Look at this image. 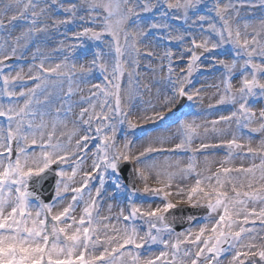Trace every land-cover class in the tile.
I'll return each instance as SVG.
<instances>
[{
  "label": "snow or ice",
  "instance_id": "6c2138e0",
  "mask_svg": "<svg viewBox=\"0 0 264 264\" xmlns=\"http://www.w3.org/2000/svg\"><path fill=\"white\" fill-rule=\"evenodd\" d=\"M154 32L161 35L142 50ZM56 34L63 39L52 51L63 59L49 63L53 57L39 44ZM89 41L98 42L91 51ZM33 44L32 61L40 62L13 75L9 62L23 59ZM227 46L231 52L223 51ZM141 57L153 74L143 90L155 86L162 102H149L135 123L124 104L140 92ZM218 69L223 72L212 87L219 99L205 111L228 104V115L197 123L182 113L175 121L180 142L171 148L154 146L163 145L162 133L149 137L142 151L133 150L127 135L117 142L120 126L134 131L163 123L185 102L201 100L205 89L194 88V74ZM94 70L102 74L100 83L89 81ZM77 80L89 87L72 127L60 119L61 108L46 119L50 89L68 102L64 117L72 114ZM0 97L10 101L0 103V264H128V258L131 264H221L229 253L228 264H264V0H0ZM195 138L201 143L192 147ZM220 149L227 152L215 171L207 155L209 167L198 170V155ZM188 152L186 164L170 159ZM164 153L169 156L161 164L154 157ZM237 157L241 163L229 166ZM246 158L253 161L247 167ZM87 159L90 171L83 170ZM122 164L135 165L132 175L143 181L144 199L159 203H130L127 214L121 207L115 216H100L106 177L120 187ZM49 173L56 180L45 202L38 189ZM193 176L190 186L183 183ZM137 191L133 185V195ZM180 205L202 210L203 222L192 227L197 218L185 217L190 226L176 232L173 212ZM137 220L146 225L143 232ZM157 243L163 246L158 254L142 253Z\"/></svg>",
  "mask_w": 264,
  "mask_h": 264
},
{
  "label": "rangeland",
  "instance_id": "374dc122",
  "mask_svg": "<svg viewBox=\"0 0 264 264\" xmlns=\"http://www.w3.org/2000/svg\"><path fill=\"white\" fill-rule=\"evenodd\" d=\"M258 2V0H257ZM246 11L245 9H241V15L244 14V12ZM253 11V10H251ZM259 12V10H254ZM260 13V12H259ZM12 13H9V15H11ZM252 18V16L250 17V19ZM5 24H7V19H5ZM179 26V25H177ZM21 31V28H17L16 31L13 33V35H17L19 34V32ZM61 32L64 31V29H60ZM161 35V33L159 32H154L153 35L149 36L147 40H145L143 42V44L141 45L142 50L148 46L150 43H154V37ZM41 41L44 40V37L41 36L39 38ZM63 39V36L61 35H53L50 39L47 40L46 43H40L39 46L41 47L42 53L44 56H52L53 59L49 61V63H56L59 62L61 59H63V55L61 53L58 52H54L52 51L53 49H56L59 47V41ZM98 42H92L89 41L87 42V47L89 49V51H91L92 47L97 44ZM172 46V45H169ZM35 47L36 44H33L30 48L28 53L25 54V57L23 59H13L12 61L9 62L10 66H11V70L13 71V75L15 74L16 70H20L21 68L23 69V73H27L28 71V67L29 64L32 63H39V58L36 61H32V53L35 51ZM164 50V45L162 44L159 48H156L155 51L157 53L162 52ZM173 50L175 51V47L173 46ZM223 51L225 52H231V46H227L225 49H223ZM89 59H91V56L89 55L88 57ZM83 62V61H80ZM140 64L141 67L139 69V73H140V92L135 94L132 98L131 101H127L125 100V104L124 107L126 108V110H131V115L129 116V119H131L133 122L135 123H140L137 119V116L140 112L141 109L145 108L148 106L149 102H151L152 104H159L162 102V97L158 98L156 96V87L153 86L151 89V92H147L143 90V85L146 83H149L151 78H152V73L148 70L147 65L149 64V61L143 57L140 58ZM9 69H6V71H8ZM223 72V69H218L217 71L213 72L211 70L206 71V72H198L195 73L193 76V86L194 88H201L203 87L205 89L204 92L201 93L202 95V99L199 101H193V102H187V104L183 107L182 111L174 114L173 116H170L168 118L167 121L161 123V122H157L156 125H153L151 123H147V124H143L141 127L137 128L136 130H130L127 127V124L120 126L121 130L118 132L117 134V142L118 143H123L124 141V136L127 135L129 140L134 141V151H142L143 147L148 146V138L149 137H154L156 135L159 134H163V138H164V143L163 145L159 144V143H155L154 146L156 147H160L163 146L165 148H171L173 147V145L175 143H179L180 142V134L177 132V125H176V117L177 116H181L182 113H186L187 114V118L188 119H192L195 118L197 123L202 122L203 120L207 119V120H211V119H215L217 118L218 115H228L229 112L232 110V106L225 104V105H218L215 108L211 109L210 112L205 111L206 109H208V106L211 105H215L216 100L219 99V96L216 95V89L214 87H212V85L217 84L221 78V74ZM158 75V74H157ZM238 80V77H237ZM237 80H234L233 83L234 85L238 86L237 84ZM89 81L90 83H100L102 81V74L98 71V70H94L90 76H89ZM28 87H32L31 83H28L27 85ZM125 86H127V77H125ZM67 83L65 82L64 84V90L65 92L67 91ZM79 87L80 91H74L73 95L71 96V102L73 104V108H72V114L69 115L67 118L64 117L63 112L64 110L67 108L68 106V102L65 101L62 98V94H59L56 90L54 89H50V95H49V103L47 105H45L43 107L42 110L47 111L50 113V116L46 117V119H53L56 116V109L57 108H61V114H60V119H66L68 122V127L71 128V121L73 120L72 117L75 118V114L79 112L80 106L77 102L79 101L81 96H87L88 95V87L89 84L88 83H80L78 80L75 81L73 83V88H77ZM17 91H19V88L16 89ZM41 101L44 100L43 96L39 97ZM10 101L8 100L7 104H9ZM11 103H16V101H11ZM20 104L23 103V100L21 99L19 101ZM63 104V107H61V105ZM259 107V105H257V108ZM159 110V109H157ZM5 121L3 118H0V124H4ZM235 128V125H233V129ZM167 129V130H165ZM63 130V129H61ZM246 131V130H245ZM260 136L257 135L255 136L254 140H253V145L255 146V144L259 141ZM205 142H209V141H205ZM211 143H216V140H211ZM201 143V140L199 138H195L193 141V145L192 147H197L199 144ZM38 151V149H37ZM227 150L226 149H220L218 151L215 152H208V153H204L201 155L197 156V160L199 161L198 164V170H203L207 167H209L208 164L205 163L204 160V156L207 155L208 157H210V159L212 160V163L210 164L211 170L215 171L216 167L218 166L217 162L221 159L224 158V156L226 155ZM191 155L190 152L188 153H178V154H174L170 156L171 160H176V159H180L183 164L187 163V158L188 156ZM169 156V153H164L163 155L160 156H155L154 158L161 162V164H163L165 157ZM218 160V161H215ZM253 161L250 158H246L243 160L244 165L247 167L250 163H252ZM256 163H259L258 160L255 161ZM69 163H72L71 161ZM91 159H87V161L85 160L84 165H83V170H89L90 166H91ZM241 163V159L239 157L235 158L233 160L232 165L229 166H238ZM208 165V166H205ZM65 170H67L68 172H71V168L68 167L67 165L64 166ZM133 167H135V165H133ZM171 170V169H170ZM207 174V173H205ZM80 176L78 175L76 177V180L79 181ZM195 177H190L188 180H185L183 183L186 185H191V183L194 182ZM136 180V189L138 190L136 192L135 195H133V192H131L128 188H126L123 185V182L121 180V186L120 187H116L113 184V181L110 177H106L105 180V185H104V190L102 192V199H100L99 201V214L103 215L104 214V210L105 211V215H113L115 216L116 214L119 213L120 208L123 207L125 208V214H127V209L130 205V203H136V204H143L144 207H147L149 204H151L153 207L156 206V204L159 203V200H156L155 202H153V200L151 199H144L143 194H142V189L144 186L143 181H141L138 177H135ZM95 182H97V184L95 186L99 185V180H95ZM180 181H177L176 183H179ZM149 185L151 186H156L155 185V180L154 178L150 177L148 180ZM79 186L78 183L73 184V187ZM95 186L92 188L93 192L95 190ZM173 191H175V187L173 188ZM85 196L87 197V193H85ZM173 199V202H177V200L179 199L178 197H171ZM68 199H70V196L68 197ZM88 199V197H87ZM67 203V200L64 202L63 205H61L60 207L62 208L63 206H65ZM108 205H112V209H111V213H109L108 210ZM83 207V203H81L79 205V207L76 209L75 214L77 215V217L79 216V212L80 209ZM55 210H60L55 209ZM140 221V220H139ZM138 221V227L141 228V231L143 232V230L146 228V225H143V222ZM203 222L202 219L198 222H196L195 224L192 225V227H197L199 223ZM188 228V227H187ZM167 236V235H166ZM227 247V246H226ZM163 250V246L160 244H154L151 246V249H145V250H141L142 253H147V252H151V253H156L158 254L159 251ZM231 259V255L228 257V254L224 255L221 257V264H228V260ZM128 264H131V260L130 258H128Z\"/></svg>",
  "mask_w": 264,
  "mask_h": 264
},
{
  "label": "bare ground",
  "instance_id": "6f19581e",
  "mask_svg": "<svg viewBox=\"0 0 264 264\" xmlns=\"http://www.w3.org/2000/svg\"><path fill=\"white\" fill-rule=\"evenodd\" d=\"M253 11H254V10H253ZM254 12H255V14H256L257 16L260 14V13L257 12V11H254ZM244 15H245V12H244V14H242L241 16H244ZM251 16H252V15H251V12H250L247 18L250 19ZM72 118L74 119V117H72ZM208 158H209L210 161H212V160L210 159V157H208ZM215 161H218V160H215ZM205 166H208V165H205ZM85 200H87V197H86V196H85ZM105 211H106V210H104V214H103V215L100 214V216H107V215H105V214H106ZM138 221H139V220L136 221V224H137V225H138ZM139 222H140V221H139ZM165 238H168V237L165 235ZM229 256H230V253L228 254V257H229Z\"/></svg>",
  "mask_w": 264,
  "mask_h": 264
},
{
  "label": "water",
  "instance_id": "95a60500",
  "mask_svg": "<svg viewBox=\"0 0 264 264\" xmlns=\"http://www.w3.org/2000/svg\"><path fill=\"white\" fill-rule=\"evenodd\" d=\"M174 225V224H173ZM175 227H178V226H176V225H174Z\"/></svg>",
  "mask_w": 264,
  "mask_h": 264
}]
</instances>
